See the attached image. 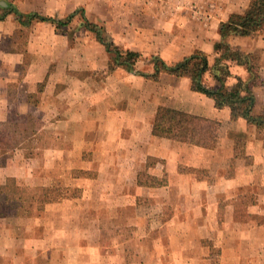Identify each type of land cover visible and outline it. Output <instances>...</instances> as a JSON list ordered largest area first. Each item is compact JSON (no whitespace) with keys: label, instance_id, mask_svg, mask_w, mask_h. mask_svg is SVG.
Masks as SVG:
<instances>
[{"label":"crops","instance_id":"obj_1","mask_svg":"<svg viewBox=\"0 0 264 264\" xmlns=\"http://www.w3.org/2000/svg\"><path fill=\"white\" fill-rule=\"evenodd\" d=\"M2 6L7 7L8 2ZM238 11L241 9H232L223 18L211 20L209 26L204 23V27L197 25L196 29L187 30L185 40L175 31L150 41L142 37H135L131 43L121 41L125 48L118 46L120 49L138 53L135 71L122 65L109 69L114 54L105 48L109 57L104 62L101 60L102 69L106 68L102 70L105 78L101 82L88 76L82 67L62 68L67 53L66 38L55 31L52 21L33 20L28 25L42 26L44 31L34 30L26 49H0V61L10 64L9 70H0V122L7 121L14 102L9 98L12 88L8 81L18 79L20 71L16 68L23 64L25 54L31 53L34 59L26 66L22 78L27 83L23 88L26 97L17 101L18 104L31 117L35 112L40 114L44 125L38 131L46 128L45 123L54 126L45 129V138L60 134V138L70 137L77 142L73 150L61 146L48 148V157H58L65 163L56 165L48 159L43 170L49 174L58 171L59 176L73 167L82 173L90 171L87 183L91 187L92 202L107 203L111 213L114 205H125L128 210L125 215L128 213L145 222L156 221L158 233L163 236V229L164 237L170 238L171 258L165 262L154 259L138 264H264V127H257L242 117L233 119L228 106L217 108L213 99L193 90L187 76L165 72L156 78L143 75L154 71V55L172 63L202 51L212 65L210 58L216 56L215 46L221 40L219 25ZM16 21L17 26L10 25V21L0 23L2 27L12 28L6 30L10 33L6 35L1 30L0 38L11 39L13 29L26 26L17 18ZM103 37L112 43L104 32ZM224 41L235 46L244 44L247 47L241 49L249 53L254 51V42L256 46L261 45L259 39L252 41L248 36L234 34L226 36ZM140 54L148 56L147 60L139 59ZM237 67L242 70H234L235 78L250 77L245 66ZM95 71L98 70H90L92 74ZM258 75L260 82L251 84L255 96L253 115L264 113V82L261 81L264 70H259ZM19 87L13 90L20 91ZM160 106L213 120L217 123L215 140L202 145L154 134L152 126ZM70 160L72 165L67 166ZM24 167L17 166L15 174L20 176ZM45 181L42 185L48 186L52 179ZM142 203L150 204L151 211L142 208ZM0 221V264H115V260L109 259L101 262L96 259L93 263L84 260L80 242L70 244L64 240L52 247L54 243H50V235L46 236L45 227L43 236L28 235L20 240L27 241L19 246L20 254L11 241L3 243L1 235L10 239L12 233ZM146 228L140 230L144 249L149 247ZM63 231L58 229L59 234ZM68 232L69 236L83 234L77 228H68ZM158 240L155 247L161 244ZM73 250L78 253L72 259Z\"/></svg>","mask_w":264,"mask_h":264},{"label":"rangeland","instance_id":"obj_2","mask_svg":"<svg viewBox=\"0 0 264 264\" xmlns=\"http://www.w3.org/2000/svg\"><path fill=\"white\" fill-rule=\"evenodd\" d=\"M2 2L13 4L22 13L36 11L43 16L58 17L64 21L69 13L83 7L87 17L103 27L105 38L109 37L113 45L118 44L117 46L125 48L120 43L123 40L131 43L135 37H142L150 41L163 38L164 35L175 31L178 32L179 38L185 40L187 30H194L197 25L204 27V23L209 26L211 20L221 18L232 9H241L238 12H244L250 0H0V15L4 16L0 23L7 24V21H10L12 25L17 22L15 13L9 10L8 6H2ZM3 21L5 23H2ZM80 22V12H77L71 21L63 25L53 24L55 31L66 38L67 53L62 61L64 65L62 68L75 70L74 68L82 67V70H87L88 76L92 75L101 82L105 78L102 70H106L102 69L104 64L101 60L104 62V58L109 55L104 45L96 40L92 32L85 30ZM41 27L32 25L15 28L18 31L13 29L10 35L13 38H0V49L6 51L26 49L34 30L43 33L44 29ZM8 29L12 28L0 25L3 35L10 34L6 31ZM248 38L252 41L259 39L261 44L256 46L254 42V51L250 52L255 57L253 71L257 75L252 78L251 83H259V70H264V27L257 37ZM146 41L144 42L147 46L149 43ZM229 45L239 49L247 47L244 44ZM146 57L140 54L139 59L145 60ZM22 59L23 64L16 68L20 71L17 81H8L12 88L9 98L14 99V102L10 107L7 121L0 122V217H2L0 220L11 228L12 233L10 239L1 235L3 243L9 244L7 241H11L18 253L22 254L19 246L22 247L27 241L20 240L28 235L43 236L42 228L45 227L46 236L50 235V243H54L52 247H56L59 242H65L64 240L70 244L80 242L82 258L91 260L92 263L96 259L100 262L109 259L115 260V264H123L124 261L126 264H138L139 261L150 262L154 259L165 262L171 258L170 238L164 237L166 234L163 229L162 233L165 235L161 236V233H158L160 228L156 230V221L145 222L138 217H131L128 213L125 215L128 210L122 204L114 205L112 207L114 212L111 213L110 205L107 203L92 202V198L89 197L91 187L87 183L91 178L90 171L82 173L73 167L59 176L58 171L49 174L43 170L44 162L48 159L56 162V165L65 163L58 157L52 159L48 157L46 155L48 148L61 146L73 150L77 142L70 137L60 138V134H51V138H45V129L54 126L45 123L46 128L38 131L44 125L40 121V114L35 112L31 117L25 107L18 104L17 101L26 97L23 88L27 83L22 78L26 66L34 56L26 53ZM214 59L215 57L210 58L211 64ZM9 69L10 64L7 61H0V70ZM90 70L98 71L92 74ZM232 70L233 73L226 80L227 87L236 81L234 70L242 69L230 63V71ZM204 81L210 86L218 84L209 72L205 74ZM261 81L264 82V79ZM17 86H20V91L13 90ZM206 97L212 99L208 95ZM70 159H73V155ZM72 162L73 160L67 161V166L72 165ZM19 165H25V171L17 176L15 170ZM23 174H27L26 177ZM49 178L52 179L50 184L42 185ZM140 206L151 211L150 204L142 203ZM145 226L149 247L144 249L140 230ZM68 228L80 229L83 234L69 236ZM58 229L64 231L59 234ZM73 238L75 239L72 240ZM156 238L162 245L158 244L155 247ZM74 251L71 252L72 259L78 253ZM59 254L64 257L63 252ZM42 258L39 257L40 260H43Z\"/></svg>","mask_w":264,"mask_h":264},{"label":"trees","instance_id":"obj_3","mask_svg":"<svg viewBox=\"0 0 264 264\" xmlns=\"http://www.w3.org/2000/svg\"><path fill=\"white\" fill-rule=\"evenodd\" d=\"M8 7L15 13L17 20L26 26L33 20L52 21L63 25L67 21H71L77 12H80V21L84 29L93 32L106 50L114 54L109 69L122 65L129 71H135L134 64L138 53L133 50L120 49L105 40L102 27L88 20L82 7L74 10L66 17L65 21L43 16L36 11L22 13L11 3H8ZM3 18L4 16L0 15V19ZM263 27L264 0H250L244 12L231 13L226 21L220 23L221 40L215 46L216 56L212 65L209 64L207 55L202 51H195L172 63H167L159 56L154 55L152 56L154 71L143 75L156 78L159 73L165 72L176 76H187L190 78L193 90L212 97L217 108L228 106L233 119L242 117L257 127H264V113L261 115L252 114L255 96L251 88V80L253 77H257L253 71L255 57L239 48H232L224 41V38L230 34L257 37ZM230 63L245 66L250 77L244 80L237 76L235 83L227 87L226 80L231 75ZM207 72L218 82L216 86L205 83L204 76ZM216 130L217 123L213 120L163 106L158 107L152 126V131L156 135L202 145H209L215 140Z\"/></svg>","mask_w":264,"mask_h":264},{"label":"water","instance_id":"obj_4","mask_svg":"<svg viewBox=\"0 0 264 264\" xmlns=\"http://www.w3.org/2000/svg\"><path fill=\"white\" fill-rule=\"evenodd\" d=\"M3 4H5L4 2H2Z\"/></svg>","mask_w":264,"mask_h":264}]
</instances>
